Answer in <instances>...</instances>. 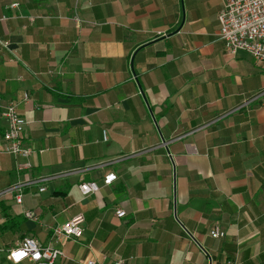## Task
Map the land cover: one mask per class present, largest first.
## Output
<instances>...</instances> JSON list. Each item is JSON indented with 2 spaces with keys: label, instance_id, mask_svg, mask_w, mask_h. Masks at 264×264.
<instances>
[{
  "label": "crops",
  "instance_id": "0c3cea01",
  "mask_svg": "<svg viewBox=\"0 0 264 264\" xmlns=\"http://www.w3.org/2000/svg\"><path fill=\"white\" fill-rule=\"evenodd\" d=\"M224 1L0 0V147L15 102L34 148L0 152V264L77 214L55 264H264V62L226 52Z\"/></svg>",
  "mask_w": 264,
  "mask_h": 264
},
{
  "label": "built area",
  "instance_id": "2783aa9c",
  "mask_svg": "<svg viewBox=\"0 0 264 264\" xmlns=\"http://www.w3.org/2000/svg\"><path fill=\"white\" fill-rule=\"evenodd\" d=\"M14 6V5H13ZM73 20L79 23L78 16H73ZM219 23L218 38L224 44L226 52L236 55L239 52L247 53L254 59L264 62V0H225L222 9L217 15ZM0 45L6 46V42L0 41ZM27 98L23 96V100ZM2 117L6 124L2 137L0 152L13 156L28 158L34 148L24 142L25 120L20 115L15 102L8 103L2 110ZM103 139L105 133L103 132ZM21 169L30 167L28 162L19 166ZM116 179L113 173L107 174L102 179V185H109ZM51 180L50 177H40L37 181L42 184L39 191L46 189V184ZM20 183H16L0 190V198L5 195H12L17 203H21ZM82 195L96 193L100 189V184L95 181H82L78 185ZM117 217H123L125 212L121 209L115 212ZM26 216L31 217V212H26ZM84 216L77 214L66 222L53 229L47 245H42L33 237L22 238L19 244L11 249L7 254V259L12 264L28 262V264H55L64 256L61 249L62 243L68 239H79L82 236V225ZM209 235L212 238L220 239L225 232L219 227L214 226ZM122 260H116L115 264H122ZM83 264H102L94 259H87Z\"/></svg>",
  "mask_w": 264,
  "mask_h": 264
}]
</instances>
